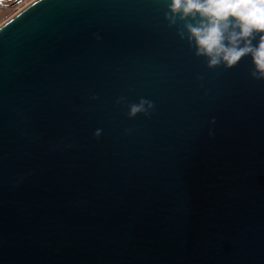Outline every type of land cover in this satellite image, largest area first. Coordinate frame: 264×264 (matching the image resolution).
Here are the masks:
<instances>
[{
  "label": "water",
  "instance_id": "95a60500",
  "mask_svg": "<svg viewBox=\"0 0 264 264\" xmlns=\"http://www.w3.org/2000/svg\"><path fill=\"white\" fill-rule=\"evenodd\" d=\"M167 5L0 25V264H264V79L209 66Z\"/></svg>",
  "mask_w": 264,
  "mask_h": 264
},
{
  "label": "clouds",
  "instance_id": "9594fccd",
  "mask_svg": "<svg viewBox=\"0 0 264 264\" xmlns=\"http://www.w3.org/2000/svg\"><path fill=\"white\" fill-rule=\"evenodd\" d=\"M166 18L184 21L187 39L209 66H235L250 57L257 79H264V0H168ZM141 100L129 115L145 111Z\"/></svg>",
  "mask_w": 264,
  "mask_h": 264
},
{
  "label": "rangeland",
  "instance_id": "374dc122",
  "mask_svg": "<svg viewBox=\"0 0 264 264\" xmlns=\"http://www.w3.org/2000/svg\"><path fill=\"white\" fill-rule=\"evenodd\" d=\"M0 0V25L30 4L33 0Z\"/></svg>",
  "mask_w": 264,
  "mask_h": 264
}]
</instances>
